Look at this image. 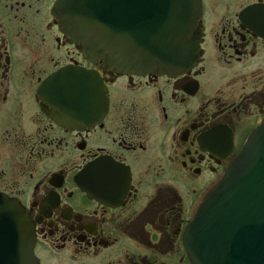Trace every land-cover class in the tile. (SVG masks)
<instances>
[{"label":"flooded vegetation","instance_id":"obj_1","mask_svg":"<svg viewBox=\"0 0 264 264\" xmlns=\"http://www.w3.org/2000/svg\"><path fill=\"white\" fill-rule=\"evenodd\" d=\"M58 1L0 0V197L37 264H192L187 226L264 122V0H201L202 54L172 76L88 62ZM65 69L102 86L76 124L38 95Z\"/></svg>","mask_w":264,"mask_h":264},{"label":"water","instance_id":"obj_2","mask_svg":"<svg viewBox=\"0 0 264 264\" xmlns=\"http://www.w3.org/2000/svg\"><path fill=\"white\" fill-rule=\"evenodd\" d=\"M56 14L88 62L101 60L118 74L172 76L202 53L201 0H59ZM81 87L86 102L95 93L103 105L101 83L71 69L52 75L38 95L58 122L76 124ZM33 243L26 214L0 197V264H37ZM183 243L192 264H264V122L200 206Z\"/></svg>","mask_w":264,"mask_h":264}]
</instances>
